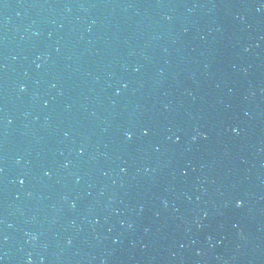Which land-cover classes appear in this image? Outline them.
Here are the masks:
<instances>
[{
	"label": "water",
	"instance_id": "1",
	"mask_svg": "<svg viewBox=\"0 0 264 264\" xmlns=\"http://www.w3.org/2000/svg\"><path fill=\"white\" fill-rule=\"evenodd\" d=\"M0 264H264V0H0Z\"/></svg>",
	"mask_w": 264,
	"mask_h": 264
},
{
	"label": "snow or ice",
	"instance_id": "2",
	"mask_svg": "<svg viewBox=\"0 0 264 264\" xmlns=\"http://www.w3.org/2000/svg\"><path fill=\"white\" fill-rule=\"evenodd\" d=\"M129 139H131V135H129ZM20 183H24V181L21 180ZM237 206H238V207H243V201H242V200L238 201V202H237Z\"/></svg>",
	"mask_w": 264,
	"mask_h": 264
},
{
	"label": "clouds",
	"instance_id": "3",
	"mask_svg": "<svg viewBox=\"0 0 264 264\" xmlns=\"http://www.w3.org/2000/svg\"><path fill=\"white\" fill-rule=\"evenodd\" d=\"M33 239H35V237H33Z\"/></svg>",
	"mask_w": 264,
	"mask_h": 264
}]
</instances>
